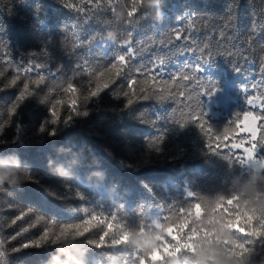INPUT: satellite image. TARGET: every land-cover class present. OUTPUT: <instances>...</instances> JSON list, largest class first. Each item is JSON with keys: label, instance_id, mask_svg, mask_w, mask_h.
I'll return each mask as SVG.
<instances>
[{"label": "trees", "instance_id": "obj_1", "mask_svg": "<svg viewBox=\"0 0 264 264\" xmlns=\"http://www.w3.org/2000/svg\"><path fill=\"white\" fill-rule=\"evenodd\" d=\"M83 2L0 0V160L19 176L14 187L0 181V264H55L57 256L61 264H264V172L246 169L237 143L231 151L210 150L189 109L182 115L175 99L155 97L129 106L119 79V87L89 100L88 115L67 122L72 94H54L64 101L56 124L52 105L42 102L45 88L20 101L23 73L15 86L10 82L33 62L57 81L82 63L102 70L124 46L138 44L146 51L133 62L153 63L159 55L162 79L197 67L200 88L189 84L186 94L195 107L199 91L210 135H222L249 111L253 85L264 81L257 57L202 58L164 42L176 29L200 30L195 35L204 40L228 21L235 47L244 48L254 30L264 42V0H98L111 11L86 8L87 16L69 6ZM228 79L240 101L214 117L207 96ZM75 95L79 106L82 92ZM255 95L264 100L259 89ZM255 146L264 160V142ZM171 206H183V216L168 212ZM155 210L160 226L151 220ZM150 239L160 243L157 259ZM29 242L39 246L22 247Z\"/></svg>", "mask_w": 264, "mask_h": 264}, {"label": "snow or ice", "instance_id": "obj_2", "mask_svg": "<svg viewBox=\"0 0 264 264\" xmlns=\"http://www.w3.org/2000/svg\"><path fill=\"white\" fill-rule=\"evenodd\" d=\"M70 7L79 8L80 11L84 12L85 15H89L86 12V8H91L94 12L107 11L111 8H106L98 3V0H84V2L77 6V4L72 3ZM140 15V12L135 14ZM258 15H264V6L261 7ZM231 21L226 24L221 25L216 28L210 36L206 37L204 40H199L195 33L200 30L189 31L187 29H176L174 30V37L170 36L164 43L173 46L176 45L178 50L186 52H199L202 58H210L218 55H231L235 57H245L255 55L259 62V72L262 77H264V55H257V50L259 53H264V42L256 40V31L246 39L244 48L240 49L235 47L234 39L235 37L229 34V26ZM129 35L132 34L129 29L126 30ZM78 41V40H77ZM78 43H81L78 41ZM124 51L121 54L115 55V63H110V67L105 64L102 70L99 68L95 71L88 70V64L77 65L71 77H66L62 81H57L54 76H50L47 73L37 71L38 68L46 67L39 63L33 62L30 67L24 68L17 71L15 76L11 79V84L15 86L18 80L21 79V72L23 73L24 82L22 86V92L19 97L20 101H23L30 95L35 94L39 89L45 88V93L43 95V101L52 105V124H56V116L58 114V107L64 104L62 99H56L54 94L65 95L72 94V98L68 104V114L64 118V122L75 115H88L87 110H85V105L89 102L91 98L98 96L103 90L110 88V85H116L117 79L120 83L127 88V91H121L119 94L124 95L127 100V104L131 106L134 102L139 99H149L155 97L158 100H165L168 98L175 99L180 105L178 110L181 111L183 115L184 109H189L193 114L191 115V121L198 123L201 131L207 138L208 147L210 150L220 151L221 147L231 151V146L235 143H240L244 147H250L251 144H260L264 142V100H258L255 95L257 89L264 94V81L261 85H253L252 97L248 100L249 111L246 114H237L236 119L231 123L233 127H225L223 129V134H216L215 136L210 135L212 133L211 127H207L208 123L204 122V114L200 107L199 91H197L195 98V107H193V95L189 91L186 94V89L189 84L193 85V89L200 88V82L197 76V67L192 66L189 70H181L180 75L174 78L170 76L168 79H162L160 75L161 65L164 63V59L157 55L153 63H148L145 65H137L133 62L134 57L141 56L146 49L142 46L133 45V43L124 46ZM136 48V51L133 49ZM44 55H47V50L44 51ZM31 74V75H30ZM85 76L88 80L87 84H83L80 76ZM0 76H4L3 72H0ZM31 76H35V79H30ZM49 77L50 79H46ZM141 77V78H137ZM181 81L183 83H178ZM172 85H176V90H173ZM82 92V101L79 106H77L76 93ZM55 102L52 104V102ZM63 101V103H59ZM75 101V103L73 102ZM15 105L12 111H16ZM199 109V111H196ZM61 119L59 115V120ZM185 120L181 123H187ZM255 124V129L259 130L258 136L253 139V132L248 131V128ZM40 131H45L42 127ZM233 135L230 137L229 133ZM240 134L239 138L235 134ZM50 134H55V128L50 130ZM215 139V145L212 143ZM183 206H171L167 209L168 212H173L177 218L183 216L181 209ZM24 215L18 216L16 219H22ZM90 216L91 214L88 213ZM84 221V220H82ZM15 223V221H13ZM40 225V224H36ZM35 226L29 225L28 227ZM28 230V228H25ZM103 231V228L101 229ZM107 239V237H105ZM39 246L33 242L26 243L22 247H36ZM18 250V249H15Z\"/></svg>", "mask_w": 264, "mask_h": 264}, {"label": "rangeland", "instance_id": "obj_3", "mask_svg": "<svg viewBox=\"0 0 264 264\" xmlns=\"http://www.w3.org/2000/svg\"><path fill=\"white\" fill-rule=\"evenodd\" d=\"M235 86V83L231 79H228L225 81L222 88L208 95L206 103L207 113L214 117H220L223 115V111L227 110L232 103H238L240 101L239 96L233 95L231 92ZM242 91L246 93V88L243 87ZM257 98L258 100H262L260 97ZM248 131L253 132V139H255L259 134V130L255 129L254 123L250 128H248ZM234 148L242 152L247 170L264 172V160L257 157L258 150L254 143L251 144L250 147H244L242 144L237 143L234 145ZM155 212L156 210L152 214L151 220L153 221L154 225L160 226V216H158V214L156 215ZM146 244L154 248V252L152 254L153 259H157L161 256L160 243L157 241V239L147 240Z\"/></svg>", "mask_w": 264, "mask_h": 264}, {"label": "clouds", "instance_id": "obj_4", "mask_svg": "<svg viewBox=\"0 0 264 264\" xmlns=\"http://www.w3.org/2000/svg\"><path fill=\"white\" fill-rule=\"evenodd\" d=\"M19 176L17 174H14L12 169L5 166L4 162L0 160V181H3V183L7 184L9 187H14V181L18 180ZM69 259H73L69 257ZM55 264H61L60 258L54 257ZM67 264V262H65ZM76 264H80L79 261H76Z\"/></svg>", "mask_w": 264, "mask_h": 264}]
</instances>
